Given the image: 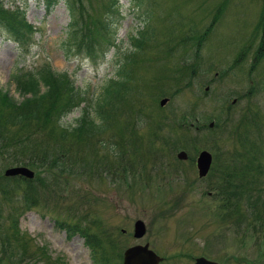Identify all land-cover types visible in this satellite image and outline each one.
Wrapping results in <instances>:
<instances>
[{"label": "rangeland", "instance_id": "374dc122", "mask_svg": "<svg viewBox=\"0 0 264 264\" xmlns=\"http://www.w3.org/2000/svg\"><path fill=\"white\" fill-rule=\"evenodd\" d=\"M0 1L4 18L26 35L23 45L17 44L10 38L15 32L2 20L0 55L8 63L0 64V89L23 101L13 74L19 69L37 73L48 62L54 72L70 74L86 99L60 125L52 119L43 131L35 122L11 127L19 137L11 155H0V175L11 167L30 168L45 181L48 202L47 208L19 216L23 199L15 195L21 188L15 197L0 194L6 235L54 264H122L125 249L146 243L164 258L161 264H194L205 254L223 264H264V247L253 246L261 221H243L237 212L228 218L220 188L223 168L231 171L256 155V167L264 168V0H75L78 41L95 42L93 50L83 52H77L70 34L68 0L54 9L44 0ZM20 19L33 26V34ZM138 34L144 43L130 56L134 61L125 70L130 81L124 97L114 96L100 121L106 129L95 135L69 133L84 113L94 116L102 87L117 78L116 64L124 61ZM204 35L207 43L198 49ZM59 96L56 107L69 99L65 88ZM62 128L68 129L65 138L54 134ZM101 139L106 145L99 147ZM182 150L187 161L177 158ZM203 150L213 155V165L201 180L194 160ZM128 153L138 155L134 168L118 162L120 155L128 161ZM68 154L80 159L68 167L70 173L64 171L66 177L55 160L67 162L63 155ZM68 215L83 217L93 242L105 241L106 251L90 250L81 236L67 238L55 219ZM137 220L147 227L141 240L133 237ZM123 229L127 234L121 237Z\"/></svg>", "mask_w": 264, "mask_h": 264}, {"label": "trees", "instance_id": "16d2710c", "mask_svg": "<svg viewBox=\"0 0 264 264\" xmlns=\"http://www.w3.org/2000/svg\"><path fill=\"white\" fill-rule=\"evenodd\" d=\"M59 1L62 0H45V3L48 7L54 8ZM67 4L71 15L69 26L74 30L73 32H70V34L74 39L77 52L93 50L95 45L93 40L88 41L87 39H83L80 42L78 41V35L80 34V30L78 31V29L81 21L77 13L78 7L75 0H68ZM5 12L6 11L3 9V5L0 1V27H2V20H5L6 23L9 24L10 29L16 33L15 36L18 37L17 41H23L24 37L18 36L20 33L16 31L21 26L10 23L11 21L9 18H4ZM23 22L24 21L20 19V24H22L31 34L32 27L23 24ZM3 28L5 29V27ZM204 37L205 35L202 38ZM133 41H135L136 46L140 48V44L144 43L142 34L134 38ZM202 44L203 40L200 39L198 49L202 47ZM137 47L135 48L138 49ZM130 56L131 55L124 56V61L119 64L117 78L107 81L102 87L100 96L97 98V102L100 103L95 108L96 117H91L90 119V115L86 113L79 121L78 126L74 129L68 130L62 128L60 132L54 134H59L60 138H65L67 137L66 130H68L69 133H73L77 130L79 135H88L89 133L95 135L97 133H102L103 130L106 129V127H103L100 124V121L102 122L105 120L106 110L112 103L114 96L122 99L124 93L127 91V83L130 81V77L125 70L127 65L133 61ZM12 80L15 82L23 101L20 102L15 100L8 92L0 89V107L5 111V113L0 114V155H3L4 153L11 155V151L14 149L12 142L15 138L19 137L17 133L11 131L12 126L29 125L32 122H35L37 129L43 131L46 122H49L52 119V124H56L55 122H57L59 125V122H61L67 113L72 111L74 105L76 104L77 106L80 101L79 93L75 92L73 82L69 79L68 75L65 73L54 72L51 66L47 63L37 73L31 71L24 73L22 70H18L12 76ZM63 88L67 90L69 99L67 102L63 103L61 107H56L55 103H57L58 99L60 100L59 93ZM90 126L92 127V130ZM73 135H75V133ZM73 143L76 146L79 144L77 142ZM256 158H258L257 155L256 157L251 158L247 164L243 163L239 166L232 165L233 169L231 171H229V168L222 169L220 174V180H222L220 188L222 189L224 187V193L221 200L223 201L222 209L227 214L228 218L231 219L233 217L230 212H237L238 214L243 215V221L245 220L244 217H246L247 221L249 219L253 221H261L259 228L261 230L257 229L258 238L256 244L253 246L264 247V179L261 178V176L264 175V168L261 166L256 167L254 163ZM63 159L67 162L60 164L57 158V160H55V166L59 167L67 177L68 175L64 171L70 173L72 168L69 169L68 167L74 165L75 160L79 162L80 158L68 154L67 156L63 155ZM239 167H244L246 171ZM238 171L242 172V174L239 175ZM39 178L40 179L36 178L38 184L31 180L23 179L24 186H20L21 184L18 179H5L3 176H0V181H3V183H11L5 186L0 182V192L3 196L5 194L8 196H14L15 192L21 188L20 191H18L19 194L15 195L23 199L21 205L17 206L16 209L21 214L24 210H31L32 208L37 207L43 200H45L46 188L48 187L46 186L45 181H41L43 178L40 176ZM3 218V213L0 211V264H54L49 257L42 256L37 252H31L30 248L27 245H24L19 238L6 235L3 227ZM239 220L241 221V218ZM239 220L237 222L240 223ZM83 224L84 223L74 221L71 223L70 220L69 226L66 227L64 225L62 228H68L70 237L81 235L85 238L87 245L91 250L95 247L104 253L107 246L106 242L99 238L96 240V243H94L93 239H91V233L88 232L90 226ZM256 227L257 226H255L254 230H256ZM251 237H253V235ZM108 238H110V236H108ZM16 242H18L17 246ZM111 245H113V243H111ZM41 249L44 252L47 251L43 248ZM261 254L264 255V251L263 253L261 252Z\"/></svg>", "mask_w": 264, "mask_h": 264}, {"label": "water", "instance_id": "95a60500", "mask_svg": "<svg viewBox=\"0 0 264 264\" xmlns=\"http://www.w3.org/2000/svg\"><path fill=\"white\" fill-rule=\"evenodd\" d=\"M167 103V99H164L161 102V106H164ZM213 126V124L211 125ZM179 158L185 159L187 155L185 152H182L179 155ZM212 164V156L208 152H202L198 159V169L199 175L201 178L207 176ZM22 175L27 178H33L34 173L27 168H13L6 172V176H17ZM144 226V227H143ZM146 233V228L143 222L139 221L136 223L135 237L142 238ZM162 259H160L155 253L148 250V246L141 247L137 246L129 249L125 253V264H159ZM196 264H215L209 262L205 259H198Z\"/></svg>", "mask_w": 264, "mask_h": 264}, {"label": "bare ground", "instance_id": "6f19581e", "mask_svg": "<svg viewBox=\"0 0 264 264\" xmlns=\"http://www.w3.org/2000/svg\"><path fill=\"white\" fill-rule=\"evenodd\" d=\"M3 55L5 56V58L0 55V64L7 65L8 57L4 53H3Z\"/></svg>", "mask_w": 264, "mask_h": 264}]
</instances>
